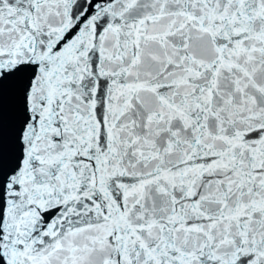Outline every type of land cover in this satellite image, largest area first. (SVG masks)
Segmentation results:
<instances>
[{
	"label": "snow or ice",
	"instance_id": "6c2138e0",
	"mask_svg": "<svg viewBox=\"0 0 264 264\" xmlns=\"http://www.w3.org/2000/svg\"><path fill=\"white\" fill-rule=\"evenodd\" d=\"M0 264H264V0H0Z\"/></svg>",
	"mask_w": 264,
	"mask_h": 264
}]
</instances>
